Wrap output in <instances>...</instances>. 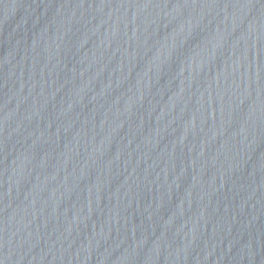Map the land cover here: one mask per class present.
<instances>
[{
    "label": "water",
    "instance_id": "1",
    "mask_svg": "<svg viewBox=\"0 0 264 264\" xmlns=\"http://www.w3.org/2000/svg\"><path fill=\"white\" fill-rule=\"evenodd\" d=\"M0 264H264V0H0Z\"/></svg>",
    "mask_w": 264,
    "mask_h": 264
}]
</instances>
